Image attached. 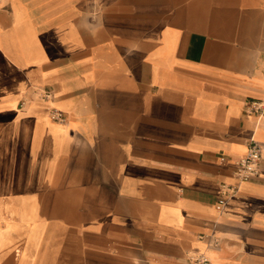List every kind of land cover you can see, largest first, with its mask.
Masks as SVG:
<instances>
[{"label":"crops","instance_id":"1","mask_svg":"<svg viewBox=\"0 0 264 264\" xmlns=\"http://www.w3.org/2000/svg\"><path fill=\"white\" fill-rule=\"evenodd\" d=\"M255 100L264 0H1L0 264H264Z\"/></svg>","mask_w":264,"mask_h":264},{"label":"built area","instance_id":"2","mask_svg":"<svg viewBox=\"0 0 264 264\" xmlns=\"http://www.w3.org/2000/svg\"><path fill=\"white\" fill-rule=\"evenodd\" d=\"M1 3V0H0ZM38 92L43 98H52L51 90L47 88H38ZM25 101H22L24 104ZM264 102L255 100L252 102V109L255 111L263 110ZM50 117L53 120L64 121L65 115L62 110L52 106L50 109ZM262 161V145L255 138H251L248 151L245 155L237 158L236 160V175L241 180H249L259 175L260 164ZM238 191V186L234 184L222 185V193L218 200V207H221L227 200V196L234 195ZM191 264H213L210 257L205 251H195L190 256Z\"/></svg>","mask_w":264,"mask_h":264}]
</instances>
